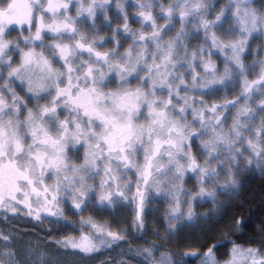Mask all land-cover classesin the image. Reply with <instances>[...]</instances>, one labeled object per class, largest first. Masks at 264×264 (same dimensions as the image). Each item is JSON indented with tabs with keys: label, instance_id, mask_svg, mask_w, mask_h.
<instances>
[{
	"label": "snow or ice",
	"instance_id": "1",
	"mask_svg": "<svg viewBox=\"0 0 264 264\" xmlns=\"http://www.w3.org/2000/svg\"><path fill=\"white\" fill-rule=\"evenodd\" d=\"M234 86L236 99L215 102ZM243 168L264 171V0H0V212L42 223L70 203L80 215L78 240L47 255L30 245L27 261L5 251L0 264L111 248L121 235L84 212L124 202L129 173L137 229L157 197L174 233L199 219L194 204L235 191ZM259 243H233L222 264H264ZM203 247L202 264H221L223 245ZM140 254L156 264L152 249Z\"/></svg>",
	"mask_w": 264,
	"mask_h": 264
},
{
	"label": "trees",
	"instance_id": "2",
	"mask_svg": "<svg viewBox=\"0 0 264 264\" xmlns=\"http://www.w3.org/2000/svg\"><path fill=\"white\" fill-rule=\"evenodd\" d=\"M255 2L261 4L262 0ZM129 4H132V0ZM238 182L239 187L235 191L217 196L216 202L209 201L195 207V217L199 219L194 223L185 222L182 226H176L178 230L174 233L167 232L166 225L155 219L156 215L153 214L144 216V227L137 229L135 223L131 222L130 208L124 211L126 207L106 208V219H109L110 230L121 235V244L130 246L133 255L129 261L131 264H147L140 249H152L154 258L168 256L178 264H202L203 254L207 251L204 245H223L219 250L214 249L216 258L223 262L225 253L230 252L233 243L259 248V241L264 238V231H261L264 228V171L246 168L240 173ZM96 215L99 217V214ZM78 217L72 219L74 227L64 220H54L52 226L62 229L71 227L79 233ZM233 219L242 222L243 226L239 230L227 227ZM116 245L114 243L111 248H116ZM111 248H105L100 253Z\"/></svg>",
	"mask_w": 264,
	"mask_h": 264
},
{
	"label": "rangeland",
	"instance_id": "3",
	"mask_svg": "<svg viewBox=\"0 0 264 264\" xmlns=\"http://www.w3.org/2000/svg\"><path fill=\"white\" fill-rule=\"evenodd\" d=\"M130 0H127V4L129 8L132 7V4H129ZM215 2L220 5L224 6L227 4V0H215ZM261 4L255 2V7L259 9ZM113 14H115V10H113ZM136 25H134L135 27ZM15 36V33H13V38ZM257 38L253 41L254 48H258L261 44L260 39L258 38L259 34H254ZM246 63L251 64L252 60L249 59L246 61ZM256 72H259V67L256 68L255 72L252 73V75L249 76V79H254ZM239 92V87L234 86L228 89H225L223 91H220L216 94V97H214L215 102L217 103H223V97L227 96L228 99H236ZM218 97V98H217ZM259 101L257 100V103ZM246 168L241 169V172L245 170ZM254 170H260L258 168H252ZM240 172V173H241ZM239 173V175H240ZM239 175L236 177L237 180H239ZM136 177L132 176L131 173H129V181L128 183L133 185L131 192H126L125 195L127 199L122 203H117L114 207H126L124 208V211H127L129 209L130 216L132 217L131 222H134L136 213H137V203L132 200L133 197L136 196V189L134 187V184L136 182ZM222 195L221 193L217 192V196ZM211 200L205 199L203 201H200L197 204H194L195 207L204 204L205 202H209ZM62 210L64 215L63 216H50L47 213H43L42 215L46 218L44 221L37 222L34 218L29 217L21 212L13 214L8 213L7 218L3 214V212H0V233L3 234H10L11 239L10 241L6 242L3 239H0V260L5 259V257L2 255L5 251H11L14 253H19L20 258L25 259L26 261L29 259L31 253L29 250V246H35L39 245L41 252L43 255H47L48 253L44 252V248L53 243L56 240H66V239H79V233L74 232V230L71 227H68L66 229H62L60 227L52 226V222L54 220H64L69 221L70 224L74 223L72 219L79 218L80 216L78 214V210H75L71 207L69 204H61L59 206ZM168 207V204L166 201L153 197L152 202L146 205V211L147 214H153L156 215L155 219L162 221L164 225L167 224V220L164 217L165 209ZM109 208V207H107ZM122 210V209H121ZM99 214V217L96 215ZM106 214V208H95V209H89L86 212H84V217L92 216L94 220H96L99 223H104L110 226V223L108 222L109 219H106L108 215ZM96 215V216H95ZM76 217V218H75ZM80 220V219H79ZM186 221H181L176 226H182ZM46 224V225H45ZM75 224H72L74 227ZM78 228V227H77ZM117 245L116 248H111L110 250H106L103 252V254L100 253V255H93V254H85V255H73V256H60V259H66L71 262V264H101V263H110V264H131L129 262L132 260V252L130 250V246L126 247L125 245L121 244V241L116 242ZM124 246V247H123ZM49 251L54 252V249H50ZM62 252L68 251V250H61ZM156 261V264H160V258H154ZM222 264V262H221Z\"/></svg>",
	"mask_w": 264,
	"mask_h": 264
}]
</instances>
